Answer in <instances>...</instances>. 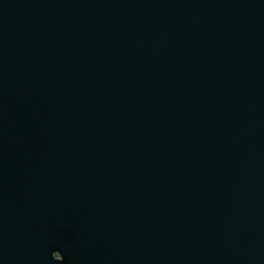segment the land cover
I'll use <instances>...</instances> for the list:
<instances>
[{
    "label": "water",
    "instance_id": "obj_1",
    "mask_svg": "<svg viewBox=\"0 0 264 264\" xmlns=\"http://www.w3.org/2000/svg\"><path fill=\"white\" fill-rule=\"evenodd\" d=\"M0 264H264V0H0Z\"/></svg>",
    "mask_w": 264,
    "mask_h": 264
}]
</instances>
